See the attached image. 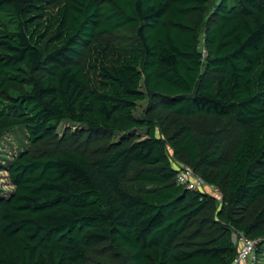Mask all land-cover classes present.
<instances>
[{
	"label": "trees",
	"instance_id": "16d2710c",
	"mask_svg": "<svg viewBox=\"0 0 264 264\" xmlns=\"http://www.w3.org/2000/svg\"><path fill=\"white\" fill-rule=\"evenodd\" d=\"M16 128L0 264H232L264 237V0H0Z\"/></svg>",
	"mask_w": 264,
	"mask_h": 264
},
{
	"label": "built area",
	"instance_id": "2783aa9c",
	"mask_svg": "<svg viewBox=\"0 0 264 264\" xmlns=\"http://www.w3.org/2000/svg\"><path fill=\"white\" fill-rule=\"evenodd\" d=\"M207 54L206 49H203V57ZM177 182L192 190H208L217 196L219 200L222 199V192L198 174L193 167L187 164H182L178 167ZM233 242L237 245V255L232 264H257V249L259 242L263 238L252 239L247 237L240 231H233Z\"/></svg>",
	"mask_w": 264,
	"mask_h": 264
},
{
	"label": "rangeland",
	"instance_id": "374dc122",
	"mask_svg": "<svg viewBox=\"0 0 264 264\" xmlns=\"http://www.w3.org/2000/svg\"><path fill=\"white\" fill-rule=\"evenodd\" d=\"M60 130H63V126L60 128ZM142 133H145V131L143 130ZM119 137L120 134L116 135L114 139L118 140ZM28 143L26 131L22 128L10 130L0 137V187L4 189L6 194L9 193L13 186L11 184L7 170L2 168L6 163L5 159H11L16 153H18L20 149L28 148ZM170 153L172 155L171 150ZM174 160L176 163L178 162V167L182 164H185L182 162L180 163V161L175 158ZM257 264H264V244L262 250L257 253Z\"/></svg>",
	"mask_w": 264,
	"mask_h": 264
}]
</instances>
